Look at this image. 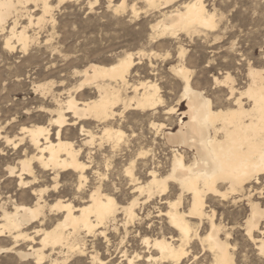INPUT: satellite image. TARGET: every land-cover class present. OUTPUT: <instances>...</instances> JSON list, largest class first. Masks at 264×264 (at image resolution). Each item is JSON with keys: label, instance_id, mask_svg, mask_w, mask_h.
<instances>
[{"label": "snow or ice", "instance_id": "6c2138e0", "mask_svg": "<svg viewBox=\"0 0 264 264\" xmlns=\"http://www.w3.org/2000/svg\"><path fill=\"white\" fill-rule=\"evenodd\" d=\"M0 9L15 16L9 26L0 12V57L18 69L0 68V107L17 106L0 116V192L15 191L17 199L23 195L37 205L23 220L8 211L11 199L0 208L7 225L0 224V264H20L22 242L44 235L23 233L20 225L43 219L40 209L49 207L68 219L76 212L80 219L71 233L61 225L53 228L42 247L31 249L28 264H109L96 254L93 237L115 243L120 252L129 242L135 245V255L130 249L121 264H145L144 256L147 264H264V0H0ZM161 10L171 16L127 36L118 29L111 36V24ZM117 38L125 43L114 44L116 51L98 47ZM12 53H35L38 62L25 68L22 60L13 63ZM45 65L56 75L33 86L43 100L30 106L26 95L21 102L20 88ZM57 85L65 91L45 106ZM86 87L96 99H72ZM185 102L189 110L181 117ZM78 108L93 113L99 126L82 127L87 117ZM116 120L122 130L107 127ZM170 124L198 135L194 158L190 152L180 155L186 138L182 145L169 136L172 143L161 147V130L166 133ZM51 126L60 131L50 133ZM49 136L61 142L65 156L66 142L75 136L89 159L77 161L73 150L72 163H58ZM21 151L24 159L18 160ZM82 198L81 213L74 204ZM117 216L123 228L111 241L107 234L116 231L112 224L119 227Z\"/></svg>", "mask_w": 264, "mask_h": 264}, {"label": "bare ground", "instance_id": "6f19581e", "mask_svg": "<svg viewBox=\"0 0 264 264\" xmlns=\"http://www.w3.org/2000/svg\"><path fill=\"white\" fill-rule=\"evenodd\" d=\"M16 11H17V12H20L21 10H20V9H16ZM0 12L4 13L5 22H6V23H9V26H10V21H11V20H15V16H10V14L7 13V9H0ZM34 15H35V14H34ZM165 16H171V11H169V12H164V11L161 12L160 17H159L155 22H157V21H161V22H163V18H164ZM36 19L39 20V16H36ZM152 22H153V21H152ZM155 22H154V23H155ZM18 23L23 24V20L18 21ZM152 24H153V23H152ZM152 24H151V25H152ZM150 27H151V26H150ZM18 47H19V46H18ZM13 61H14V60H13ZM100 67H101L102 69H103V68H106V67H107V68H110L111 65H101ZM91 89H92L91 87H86V88L81 89L79 92H74V93H73V97H72V99H76L77 97L79 98L80 101H85L86 99H96V97H94L93 95H91V94H92V91H93V89H92V91H91ZM64 91H65L64 88H62L61 90H58V91L55 90V88H53V89H52V92L55 93V97L50 98V99L46 102L45 106L50 105V104H55V102H56V97H59V96H60V93H61V92H64ZM34 94H37L39 101L43 100V97H41V96L39 95V93H37L36 91H34ZM35 96H36V95H35ZM134 96H135L134 93L129 95L128 99H129L130 102H131V100L134 98ZM121 99H122V98H121ZM63 103H64L65 105H68V101H67V100L63 101ZM10 104H11V103H10ZM68 106L71 107V105H68ZM185 106H186L187 109L184 110V111H181V112H180L181 117H183L184 114L189 110V104H188L187 102L185 103ZM118 107H119V106H118ZM77 112H78V113H83V109H82V108H78V109H77ZM83 114L87 117V121H86V122H83V123L81 124L82 127H86V128H88L89 130H91V128L99 126V123H100V122L97 121V120L94 118V114H93V113H83ZM65 115H67V113H66ZM49 118H50V119H55V117L52 116L51 114H49ZM69 119H71V120H75V119H76V115L74 114L73 116L69 117ZM104 123H107V122L105 121ZM184 123H185V125H187V124H188V120H185ZM87 126H92V127L89 128V127H87ZM177 126H178V128L175 129V130L168 126V128H167V132H166V133H165L163 130H161V133H160L161 138H160V139L163 140V145H164V144H171V143H172V141L168 139L169 136H171V137H179V138H180V142H181L182 145H183V142H184V140H185V138H186L187 141H188V147L186 148L185 151H180V155L186 158V154L190 152V153H192L193 158H194L196 152H195L194 148L192 147V144H193L194 142L198 143V139H199L198 135L193 134V130L190 129V128L185 127V128L182 129L178 124H177ZM73 127H75V124H73ZM107 127H108L109 129L115 128V129H117V130H122V125H121V123H120L119 120H116L114 123L107 124ZM53 129H55V131H57V132L60 131V129H59L58 127H56V126H51V127H49V132L51 133ZM96 135L98 136L99 133H96ZM47 139L50 140L52 144L57 145L58 163H60V164L72 163V162H73V160H72L71 158H69V157L71 156V153H72L73 150H74L76 153L79 154V155H77V156L75 157V159H76L77 161L83 163V160H80V157H81V156L83 157L84 160L89 159L88 152H86V156H84V154H83L84 152L81 151V148L86 147V146L83 144V142H82V144L80 145V147H77V145L74 143V141H67V142H66V145H67V146L64 147V151H65L66 153H68L69 155H68V156H65V155L60 154V151H59L60 147L62 146V145H61V142L56 141L55 139H52L51 136L47 137ZM29 142H30V141H29ZM97 146L99 147V145H97ZM173 146H174V145H173ZM32 154H34V152H33ZM30 155H31V154H30ZM22 159H24V157H23V154H22V152H21V154L19 155V160H22ZM13 166H15V165H13ZM149 171H151V169H149ZM16 179H17V185H19V179H18V178H16ZM25 182L27 183V177H26ZM31 190H32V192L37 191L36 188H32ZM5 194H6V193H5ZM0 195H1V194H0ZM6 195H7V197H6V198L4 197V201L0 202V208H3V207H4V205L7 203V200H8V199H11V200L13 199V198H11L8 194H6ZM4 196H5V195H4ZM46 203H48V202L46 201ZM48 204H49V203H48ZM49 205H50V204H49ZM36 207H37V205H36L35 200H33L31 203H28V202H26V200L24 201V200H22V199H20L19 201H18V200H16V201H15V200H12V206H11V208H10L8 211H10L11 213H16V214H17V215L23 220V219L26 218V217H31V216L33 215V212H34V210L36 209ZM74 207H75L77 210H79L81 213L84 212V210H85V203H84L83 198L81 199V202H79V203H75V204H74ZM17 209L19 210L18 212H17ZM40 212H41V214H43V219H30L28 222L23 223L22 225H20L21 232L26 233V232H24V230H23V228H24L26 225H30V224L32 225V224H34V223H37L38 226H37V227H34L35 229H34L33 232H43V233H44V235H41V236H40V240H39V244H40V246L35 247V248H40V247L43 246V245L41 244V242H42V241H45V240L48 238V234L51 233V232H52V229H53V228H56L57 225H61L62 228H63L64 230H66V231H68L69 233H71L74 229H76V221L80 219V217L77 215L76 212H73V213H72V217H71L70 219H68V218H67V214L53 213V212H51L50 207L47 208V209L41 208V209H40ZM47 212H48L49 214H52L53 216H59V217H60V219H57V220H56V222L54 223V225L51 224V225H52L51 228H43V225H42V224H44L43 221H44V220L46 219V217H47ZM50 217H51V216H50ZM51 219H52V218H51ZM65 219H67V223H64V220H65ZM1 221H2V222H1L0 224H4V221H3V220H1ZM47 223H48V222H47ZM50 223H52V222H50ZM193 223H199V220H194ZM44 225H45V224H44ZM116 225H117V224H112L111 227H112L113 229H116V230H117ZM4 226L7 227L6 224H4ZM45 226H46V225H45ZM46 227H47V226H46ZM210 230H211V229L209 228V231H210ZM26 234H28V233H26ZM100 238H103V237H100ZM103 239H104V238H103ZM201 239H203V237H201ZM48 243H49V245H51L52 243H54V241H53V240H49ZM195 243H196V242L193 241V244H194V245H195ZM178 246H179V245H178ZM33 248H34V247L31 246V247L28 248L27 250H21V249H18V250H17V253H16V256L18 257V259H19L20 261H27L28 259L31 258V257H29V253H30L31 249H33ZM152 251H153V253L155 252V250H152ZM153 253H152V252H151V253L149 252V255H153ZM124 255H126L125 250L123 251V254H122L121 256H124ZM99 257H100V256H99ZM132 258H133V257L128 258V259H129V260H132ZM146 262H147V256H146Z\"/></svg>", "mask_w": 264, "mask_h": 264}, {"label": "rangeland", "instance_id": "374dc122", "mask_svg": "<svg viewBox=\"0 0 264 264\" xmlns=\"http://www.w3.org/2000/svg\"><path fill=\"white\" fill-rule=\"evenodd\" d=\"M161 12H163V10H161ZM161 12L159 15H157L156 13H153L151 17H147V16H142L138 19V21H117L115 22L114 24H111L110 27L113 29V32L111 34V36H118V33H117V29L119 30V35H124V36H127L130 32H133V31H140L145 25H147L149 28L151 26L152 23H154L161 15ZM153 21V22H152ZM104 22H101V26H98L96 28V32H97V36L92 38L93 40V43L95 42L96 39H99V32H100V28L102 27ZM135 24V28L132 27V24ZM60 27V24H59V21H58V25H57V28ZM48 31L51 32L52 31V28L49 27L48 28ZM105 33L107 34V29L105 28L104 29ZM37 36H38V39L40 40H47L48 39V36L47 35H41L39 33H37ZM89 36L91 37V33H89ZM58 39L61 40V43L63 42L62 40V37L58 36ZM109 39H111V37H109ZM116 43H120V44H124L125 43V40H122V39H116L114 41H112V43H107V44H104V45H100L98 47L101 48V50H103V47H109V48H112L113 51H116L115 47H114V44ZM10 56H14L15 57V60L13 61V63L15 64L16 60H22L23 61V66L26 68L28 65L32 64V63H37L38 62V58L36 56L35 53H33L32 55L28 56L27 58L25 57H22V56H19L18 54H15V53H12V54H9ZM93 55H95V53H93ZM87 58V56H86ZM100 57H96V59H99ZM0 59H4L5 62L3 64H0V68H3L5 70V72H9V73H13L15 72L16 70L18 69H10L8 64H7V58H4V57H0ZM49 59H51V56H49ZM104 59H111V57L109 56H105ZM93 63H95V60H93ZM149 64L151 63V61L148 62ZM59 67H63V65H59ZM136 71H140L139 68L136 69ZM26 74V73H25ZM144 73L141 72V75H143ZM55 73H52L50 70L47 69V66L45 65L44 67H37L35 68L34 72H33V76L35 77L34 80L32 81H25L24 83L27 84V88H23L21 87L20 88V95H19V99L21 102H25V96L27 95V99H28V102L31 106L32 103H37L39 101L38 99V96L37 94H34V90H33V86L37 83H41L42 82V77H45L47 76L48 79H55ZM63 87L57 85V87H55V90H61ZM92 91V89H91ZM93 92V91H92ZM36 95V96H35ZM92 95V94H91ZM186 103V102H185ZM185 103L183 105V107H180L178 110L179 112L181 111H184L186 110V106H185ZM16 107L17 106H14L13 104H10V103H7L5 102L4 103V106L3 107H0V116H4L8 113V111H12V112H15L16 111ZM25 119H27V116H25ZM87 127H92V126H87ZM169 127H171L172 129H177L178 126L177 124H170ZM53 131V130H52ZM160 138H161V135H160ZM161 140V147H163V140ZM74 143L77 145H81L82 144V141H75V136H73V140ZM84 148V147H83ZM97 148H99L97 146ZM22 152V151H21ZM84 153V156H86V152L87 151H83ZM17 159L19 160V156H17ZM96 163H98L99 161H95ZM122 162V161H121ZM9 187L11 186V183H9L8 185ZM1 195H5L4 197L6 198L7 197V193H3V192H0ZM9 195V194H8ZM11 198H13L12 200H24L25 201V198L23 195L20 196L19 199H17V195L15 193V191L9 195ZM11 200V201H12ZM49 204H51V201H47ZM51 216V217H50ZM53 215L52 214H49L47 212V217L46 219L43 221V223L45 225H54L53 221H52V218ZM117 221L119 223V227H117V230L116 231H113V232H110L107 234V238L111 241H115L116 240V237H117V232L120 231V229L123 228V223L120 221V217L117 216ZM2 221L0 220V223ZM48 222V223H47ZM52 222V223H50ZM44 224L43 225V228H49V227H46ZM38 224L37 223H34V224H30V225H26L23 230L24 232L28 233V234H32L33 231H34V227H37ZM129 231H131V229H129ZM136 239L135 237H131L130 240H134ZM39 240H40V236L37 238V237H34V242L32 243H28V242H22V244L18 247V249H21V250H27L28 248H30L31 246L32 247H38L40 246L39 244ZM104 239L103 238H100V237H93V242H94V246H95V249H96V254L98 256H100L101 259H106L109 261V264H110V260L111 259H116L117 260V264H121L122 260H123V257L124 256H121L123 254V252H120L117 250L118 248V245H116L115 243H112L111 245L109 244H104ZM95 242H98V243H95ZM25 244H27V246H24ZM132 250L133 251V255H135V251H136V246L131 244V242H129V246L128 248L125 249V252L126 254L128 253L129 250ZM111 252V257L108 256V253ZM151 253V252H150ZM153 253V251H152ZM133 257L132 255H128L127 258H131ZM17 260L20 262V264H28V260L27 261H20L17 257ZM144 260H145V264H147L146 262V256H144Z\"/></svg>", "mask_w": 264, "mask_h": 264}]
</instances>
